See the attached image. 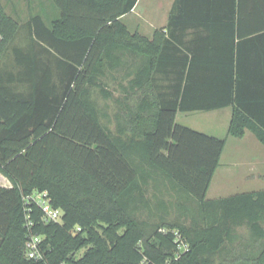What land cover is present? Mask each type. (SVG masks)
Instances as JSON below:
<instances>
[{
    "label": "trees",
    "instance_id": "16d2710c",
    "mask_svg": "<svg viewBox=\"0 0 264 264\" xmlns=\"http://www.w3.org/2000/svg\"><path fill=\"white\" fill-rule=\"evenodd\" d=\"M50 1L49 23L0 1V264H264V190L208 199L226 139L175 121L230 107L227 135L264 146V0H174L151 38L120 20L137 0ZM122 68L113 133L91 95L111 98L102 78ZM150 183L181 221L139 217ZM37 192L59 222L26 201Z\"/></svg>",
    "mask_w": 264,
    "mask_h": 264
},
{
    "label": "rangeland",
    "instance_id": "374dc122",
    "mask_svg": "<svg viewBox=\"0 0 264 264\" xmlns=\"http://www.w3.org/2000/svg\"><path fill=\"white\" fill-rule=\"evenodd\" d=\"M14 8L17 17L20 18V22L25 21L30 14L40 13L45 17L46 22L49 23L55 17H53V15L58 13V10L54 8L57 13L51 11L48 15V8L50 7H48L46 0H40V4L32 6H25L24 3H19L15 5ZM7 9L10 11L13 8L12 6H7ZM139 62V60H133L130 65L131 69H135L139 65ZM127 70V68H122L112 72L107 71L106 75L102 78L103 84L112 93L111 98H104L98 88H96L91 95L101 115V124L109 128L113 133L116 132L115 113L118 110L115 99L121 96L118 84L119 82L126 83L128 80V77L124 78ZM129 103L131 107H134L135 100L131 99ZM229 114L230 109L224 108L209 111L177 112L175 117V121L179 124L226 139L225 147L220 158V165L217 167L206 193L208 199L226 197L230 194L249 189H264V146L249 131H246L241 137L227 135ZM257 168L259 172L261 171L260 174H263L260 180H243L248 173L251 174L250 171ZM146 195L151 203L150 209L145 208L139 213L141 219L156 223L159 221V216L161 214L162 216L160 217L165 222L172 223L182 220V218L178 219V212L175 210L174 205H170L167 213L164 214L156 209V198H154V195L161 197L165 202H172V204H175L174 196H172L170 192L167 193L163 186H160L158 190L150 183L147 187ZM183 222L189 224V218L184 219ZM236 232L242 236V238L248 236V229L245 225L238 227ZM240 240L241 238L234 240V244L238 248H241V244L239 243Z\"/></svg>",
    "mask_w": 264,
    "mask_h": 264
},
{
    "label": "crops",
    "instance_id": "0c3cea01",
    "mask_svg": "<svg viewBox=\"0 0 264 264\" xmlns=\"http://www.w3.org/2000/svg\"><path fill=\"white\" fill-rule=\"evenodd\" d=\"M0 1L4 6H10V7L18 5L19 3H24L25 6H29V5L32 6V5L40 4V0H0ZM46 1L48 4V7H50L48 8V15L51 11L55 13L56 10L54 9L51 1L50 0H46ZM256 1L261 2L262 0H256ZM173 2L174 0H152V1L151 0H137L135 6L131 9V11L122 15L120 17V20L126 26L130 34L139 33L142 36L151 38L155 30L164 28L166 26L168 14L172 7ZM6 11L10 13L11 15L14 14L13 11L11 10L8 11L7 7H6ZM55 15H53V17ZM246 19L247 21L251 22L250 23V26H251V25L257 24V22H260L262 17L259 16L258 14H253V16H251L250 18L248 17ZM128 59L131 62H133V60H136V58L132 56H129ZM138 60L141 61L142 59L139 58ZM224 108L230 109V114H229V121H230L231 108L230 107H224ZM224 108H220V109H224ZM229 121H228V124H229ZM246 131H249V130H245V132ZM219 165H220V161H219ZM250 172L251 174L250 173H248L247 175L245 174L246 176L245 178H243V180L256 181V180H260L261 179L260 177H263V174H260L261 171L259 172L258 168ZM11 185H12L11 182L0 173V186L10 187ZM260 190H264V189H258V190L249 189V190L241 191L238 193L255 192V191H260ZM230 195H233V194H230Z\"/></svg>",
    "mask_w": 264,
    "mask_h": 264
},
{
    "label": "built area",
    "instance_id": "2783aa9c",
    "mask_svg": "<svg viewBox=\"0 0 264 264\" xmlns=\"http://www.w3.org/2000/svg\"><path fill=\"white\" fill-rule=\"evenodd\" d=\"M34 200L36 204L41 208L44 219L46 221H54L59 222L61 218V211L59 209H54L50 206L49 201L45 198V192L42 193H34L31 196L26 197L27 200ZM39 242V238L37 236L30 237L26 242V255L31 259H38L40 254L37 249V244ZM179 248L183 251L186 250V244H179Z\"/></svg>",
    "mask_w": 264,
    "mask_h": 264
}]
</instances>
